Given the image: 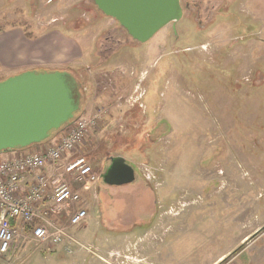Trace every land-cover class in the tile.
I'll return each instance as SVG.
<instances>
[{"label": "rangeland", "instance_id": "rangeland-1", "mask_svg": "<svg viewBox=\"0 0 264 264\" xmlns=\"http://www.w3.org/2000/svg\"><path fill=\"white\" fill-rule=\"evenodd\" d=\"M191 7L175 35L165 26L138 43L92 0H0V38L59 29L82 43L80 109L35 152L96 116L44 169L76 189L69 161L83 157L99 175L75 205L87 214L70 231L81 246H36L21 224L0 264H264V0ZM8 73L0 63V80ZM115 156L132 182L101 180Z\"/></svg>", "mask_w": 264, "mask_h": 264}, {"label": "water", "instance_id": "water-1", "mask_svg": "<svg viewBox=\"0 0 264 264\" xmlns=\"http://www.w3.org/2000/svg\"><path fill=\"white\" fill-rule=\"evenodd\" d=\"M127 35L145 43L178 22L180 0H92ZM81 84L68 70H25L0 80V152L39 144L74 118L81 105ZM108 185L135 179L132 166L115 156L101 174Z\"/></svg>", "mask_w": 264, "mask_h": 264}, {"label": "built area", "instance_id": "built-area-1", "mask_svg": "<svg viewBox=\"0 0 264 264\" xmlns=\"http://www.w3.org/2000/svg\"><path fill=\"white\" fill-rule=\"evenodd\" d=\"M95 118L75 119L66 133L43 152L0 159V254L11 247L21 224V230L26 227L24 237L36 246L49 248L65 242L81 246L70 231L80 226L87 214L75 205L81 202L82 183H95L99 175L83 157L69 161L64 171L81 186L76 189L55 174L57 169L44 168L70 154L94 126ZM64 215L65 222H61Z\"/></svg>", "mask_w": 264, "mask_h": 264}, {"label": "crops", "instance_id": "crops-1", "mask_svg": "<svg viewBox=\"0 0 264 264\" xmlns=\"http://www.w3.org/2000/svg\"><path fill=\"white\" fill-rule=\"evenodd\" d=\"M4 43H8L12 49V54L9 56L2 49ZM82 47V43L76 37L67 36L59 29L28 37L22 29L14 28L12 33H7L0 38V63L8 69V75L25 70H68L73 72L75 66L82 59ZM56 139L55 136L53 141ZM43 146V144H38L26 149L5 150L0 153V158L6 159L35 152L42 149ZM81 251L78 250L79 253Z\"/></svg>", "mask_w": 264, "mask_h": 264}, {"label": "flooded vegetation", "instance_id": "flooded-vegetation-1", "mask_svg": "<svg viewBox=\"0 0 264 264\" xmlns=\"http://www.w3.org/2000/svg\"><path fill=\"white\" fill-rule=\"evenodd\" d=\"M180 4L182 6L183 9V14H187L191 11V4H193V0H180ZM179 22H176L175 25H173L172 23H169L168 29L173 33V35L176 34L177 32V25Z\"/></svg>", "mask_w": 264, "mask_h": 264}, {"label": "trees", "instance_id": "trees-1", "mask_svg": "<svg viewBox=\"0 0 264 264\" xmlns=\"http://www.w3.org/2000/svg\"><path fill=\"white\" fill-rule=\"evenodd\" d=\"M26 35L28 36V37H30L31 35H29L28 33H26ZM71 72V71H70ZM72 74L74 75V72H72ZM75 77H76V75H74ZM77 78V77H76Z\"/></svg>", "mask_w": 264, "mask_h": 264}]
</instances>
